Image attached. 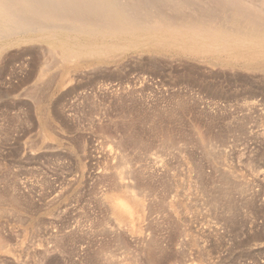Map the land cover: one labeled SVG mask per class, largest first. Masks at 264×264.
I'll return each mask as SVG.
<instances>
[{
	"label": "rangeland",
	"instance_id": "1",
	"mask_svg": "<svg viewBox=\"0 0 264 264\" xmlns=\"http://www.w3.org/2000/svg\"><path fill=\"white\" fill-rule=\"evenodd\" d=\"M22 59L0 74V264H264V65L135 53L51 86ZM45 84L60 90L27 92ZM115 182L146 190L141 206Z\"/></svg>",
	"mask_w": 264,
	"mask_h": 264
},
{
	"label": "bare ground",
	"instance_id": "2",
	"mask_svg": "<svg viewBox=\"0 0 264 264\" xmlns=\"http://www.w3.org/2000/svg\"><path fill=\"white\" fill-rule=\"evenodd\" d=\"M27 44H29V45H27ZM32 44H34V46ZM25 45H27V46H25ZM166 52H168V54L170 53V55H172V56L183 58L182 60H184V59L192 60L195 62L206 63L209 65H214V63H217V64L223 63L226 66H230V67H232L233 64H235L236 66H243V67H247V68L251 65H255V66L260 67V68L263 67L264 63H263L262 59L264 58V1L263 0L262 1L261 0H259V1L258 0H0V74L3 73L5 71V69L11 65L12 62L14 64V61L22 59L23 56H30L31 62L28 64L30 65L31 69L29 70L30 71L29 73L27 72L28 73V76H26L27 80L45 79V80H48V82H49V84H48V82H47V84L51 85L50 84L51 80H53V82H54V80H56V79H62L64 76H66L65 73L74 72L77 68H82L83 66H86L87 64H94V65H99V64L100 65H102V64L113 65V64H115L116 65L117 63L121 62L123 59H126L128 56H130V54L150 53L152 55V58H153L154 56H157V55H160V54L166 53ZM131 58H133V57H131ZM155 58H157V57H155ZM163 59L165 61L166 58H163ZM155 60H157V59H155ZM155 63H157V61ZM186 63L187 62H185L183 64L185 65ZM190 63L192 64L191 61H190ZM15 64H16V62H15ZM60 64L63 65V67H59V66H61ZM196 65H198V64H196ZM200 66H203V65H200ZM14 67L11 66V68H14ZM54 67H57L59 69H64L65 72H63L61 70L59 75L58 74L54 75L53 73H51L53 71ZM188 68L191 69V66H189ZM12 70L10 72H12ZM94 70L97 71V68H95ZM182 70H185L184 67ZM6 71L4 74H6ZM235 71H236V69H235ZM99 72H100V70H99ZM186 72H189V71H186ZM194 72H196V69ZM226 72H227V70H226ZM226 72H225V74H226ZM232 72H234V70H232ZM7 73H8V71H7ZM57 73H58V71H57ZM85 73H86V71H85ZM238 73H239V71H238ZM255 73H258V72H255ZM98 74L99 73H94V71H93L92 76L95 78V77L99 76ZM225 74L223 76H225ZM102 76H104V75L102 74ZM227 76L228 75H226V77ZM2 77H0V78H2ZM28 83H29V81H28ZM47 84H45L41 87L36 86V85L35 86L31 85L32 87L28 88L27 92H30L31 94H33L32 96L37 95L38 93L41 94L42 91L45 90V88H46V90H48L53 85L52 84L51 86H49L47 88L46 87ZM59 90H60V88L57 86V87H53V88L51 87V89H49L48 91H50L51 93H56ZM44 92H43V94H44ZM29 94H28V96H29ZM43 94H42V96L40 95L42 98L44 97ZM34 97H36V96H34ZM33 98L31 97V100ZM36 99H37V97H36ZM33 100H35V99H33ZM38 100H39V98H38ZM40 100L42 101L41 98H40ZM33 103H34V101H33ZM181 107H182V105H181ZM128 113H130V112H128ZM139 125H141V124H139ZM128 140H130V139H128ZM134 144L136 146H138L136 144V142ZM168 144H169V142H168ZM168 144H165V146L167 145L166 149H169L172 152L173 149L171 150L169 148V146L171 144H169V146H168ZM139 145L141 147V144H139ZM162 146H164V145H161V147ZM182 146H183V144H182ZM172 147H173V145L171 146V148ZM142 149L144 150V148H142ZM207 153L208 152H206V155L208 156ZM143 154H145V156H146V153H143ZM143 154H141V155H143ZM210 156H211V153H210ZM120 157H122V159L125 160V158H124L125 156L123 157V155L121 156V154H120ZM122 159L120 160L121 162L119 161V165L125 166L127 163H124L125 165H123ZM121 166L118 167V165H117L119 170H121L120 169ZM140 167H142V166H140ZM114 168L117 169L116 165ZM114 168H113L112 174L113 173L115 174ZM123 168H122V171L125 169V168L124 169ZM140 170L143 172L144 169L142 170L140 168ZM145 170H147V169H145ZM133 171H135V170L133 169ZM124 173L125 172H123V174ZM132 173L133 172H131V175H132ZM138 173H139V171H138ZM128 175H129V173H128ZM131 175H130V177H131ZM136 175H138V174H136ZM136 175L133 176V177H135V180H136V178L137 179L141 178V176L138 178L139 175L137 177H136ZM123 176L122 177L120 176L121 179L124 178ZM125 176L128 177L127 175H125ZM115 177H119V176L115 175L114 177H112V178H114L113 180H115ZM108 178H111V177H108ZM132 178H130V180L133 181ZM144 178L145 177L143 176L142 180ZM113 180L108 181V182L109 183L113 182ZM140 180L141 179H139V181ZM142 180H141L140 187L142 186L143 187V188L141 187L142 189H144V188L146 189L147 187H149L148 185H142ZM144 180H146V179H144ZM128 181H129V178H128ZM182 181H180V182L182 183ZM227 182H228V180H227ZM227 182L225 181L223 185H225V183H227ZM123 183H125V185H126L127 182L123 181ZM123 183L122 182H117V183L115 182L114 185L111 183L112 184L111 186H114V187L111 188L109 186L110 187L109 189H112L113 191H115L116 189H117V191L118 190L121 191V193L124 197H125V195L128 194L127 196L129 197L130 203L132 205L138 204L139 200L137 198L141 194H142L141 196H143V194L146 193V190H143L145 192H143L142 190H139L140 187L137 186V183H140V182H138V180H137V182H135L136 187L139 188V189L137 188V190L142 191L143 193H139L140 194V195L138 194L139 196L136 195L137 196V198H136L135 193L138 192V191H136V188L135 187L132 188L131 187L132 185H129L126 187ZM130 183H131V181H130ZM146 184H148V183H146ZM149 185H150V183H149ZM201 187H202V185H201ZM230 187H227V189ZM131 188H132V191H131ZM184 188H186V187L184 186ZM213 188H214V186H213ZM134 189H135V191H134ZM165 189H166V187H165ZM231 189L232 188H230V190ZM170 190H172V189H170ZM230 190L229 191L226 190L227 192H224L225 190H223V192L226 195V193L230 192ZM202 191H204V190H202ZM235 191L236 190H234V193H235ZM242 192H243V190H242ZM220 193H222V191ZM236 193H237V191H236ZM149 194H150V192H149ZM230 194H231V192H230ZM225 195L223 194L222 196H225ZM145 197L148 198V196H145ZM147 198H146V200H144L145 202H147ZM1 199H2V197H1ZM143 199H144V197H143ZM215 199H213V200H215ZM222 200H224V199H222ZM148 201L150 202V200H148ZM7 202H9V201H7ZM149 202H147V206H148ZM152 203H150L149 205H153ZM145 204H144V207H146ZM212 204H214V203H212ZM217 205H218V203H217ZM140 206L141 205L138 204V207H140ZM176 206H177V203H176ZM144 207H143V209H145ZM162 207L164 208V206H162ZM119 208H122V206L119 205ZM151 208L152 207H150V209ZM156 208H159V206ZM177 209H178V206H177ZM145 210L147 212V210H148L147 207ZM158 210H156L157 211L156 214L158 213ZM163 210H165V209H163ZM167 210L169 211V209H167ZM174 210H176V208ZM153 211H155V210L153 209ZM168 211H166V212H168ZM161 215H162V213H161ZM134 216L136 218L140 217V215L138 213L134 214ZM151 216H152V214H151ZM151 216H148V217L150 218ZM120 217H124L123 213L120 214ZM148 217L146 216L145 219L146 218L149 219ZM110 226H109V228H110ZM120 228H122V227H120ZM120 228H118L119 229L118 231L124 230V229H120ZM149 228H150V226H149ZM110 229H113V228H110ZM146 229L147 228L145 227L144 231H147ZM107 230H109V229H107ZM113 231H115V230L113 229ZM126 231H125V233H126ZM142 235H143V233H142ZM118 236H119V234H118ZM149 236H150V234H149ZM150 237H149V239H150ZM144 241L142 240V242H144ZM148 243L152 244V242H149V241H148ZM156 244H155V246H156ZM146 245H148V244H146ZM158 245H159V243H158ZM124 246H126V245H124ZM155 246L153 243L152 247H155ZM160 246H161V244H160ZM142 248H144V247H142ZM150 248H148V249H150ZM0 249H2V248H0ZM105 253H106V251H105ZM102 254H104V252ZM118 255H120V254H118ZM100 256H103V255H100ZM106 256H103L104 259L102 257H100V258L103 259V261H105V263H110L113 257H111V260L109 258L110 261H108V257H106ZM152 256H153V254H152ZM152 256H149V257L151 258ZM105 257H106V259H105ZM135 257H137V256H135ZM135 259L132 261V263H134ZM154 259H155V257H154ZM112 263L114 264L115 262H112ZM119 264H120V262H119Z\"/></svg>",
	"mask_w": 264,
	"mask_h": 264
}]
</instances>
